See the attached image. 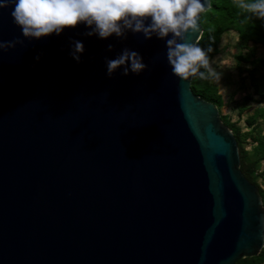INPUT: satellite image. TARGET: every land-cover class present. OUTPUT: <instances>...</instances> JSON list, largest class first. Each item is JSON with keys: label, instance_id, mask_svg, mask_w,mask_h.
Returning <instances> with one entry per match:
<instances>
[{"label": "water", "instance_id": "water-1", "mask_svg": "<svg viewBox=\"0 0 264 264\" xmlns=\"http://www.w3.org/2000/svg\"><path fill=\"white\" fill-rule=\"evenodd\" d=\"M10 13L0 10V40L22 43L0 51V264H237L260 255V190L218 106L194 93L193 78L172 74L165 40H105L78 25L29 41ZM203 13L181 42H199ZM74 40L85 46L80 62ZM126 48L146 70L109 76L106 59Z\"/></svg>", "mask_w": 264, "mask_h": 264}, {"label": "clouds", "instance_id": "clouds-1", "mask_svg": "<svg viewBox=\"0 0 264 264\" xmlns=\"http://www.w3.org/2000/svg\"><path fill=\"white\" fill-rule=\"evenodd\" d=\"M236 5L247 14L246 19L264 21V0H236ZM8 8L13 23L29 41L59 36L78 25L89 29L86 35L105 40L112 36L126 38L129 32L142 34L145 39L155 36L166 41L171 72L182 82L197 76L213 82L221 79L222 74L210 64L211 48L206 51L198 43L181 42L198 31L206 0H0V10ZM17 43L22 41L0 40V51L15 48ZM84 52V43L74 40L72 58L80 62ZM106 66L109 76L121 67L125 75H139L147 68L142 56L127 48L116 58L106 59Z\"/></svg>", "mask_w": 264, "mask_h": 264}, {"label": "trees", "instance_id": "trees-1", "mask_svg": "<svg viewBox=\"0 0 264 264\" xmlns=\"http://www.w3.org/2000/svg\"><path fill=\"white\" fill-rule=\"evenodd\" d=\"M246 16L247 14L241 12L237 7L236 0H211V7L201 15L203 34L198 42L206 51L211 48V51L208 52L210 64L219 53L223 35L230 31L238 34L241 49L247 50L244 55L238 56V60L254 69L240 71V74H249L254 89L243 98L244 106L241 108L238 120L234 122L231 117L222 114L223 98L218 89L210 84V80H203L198 76L193 78L192 90L198 96L218 106L223 122L233 131L238 141L241 170L245 177L259 188L264 203V190L257 184L259 176L264 178V173L261 175L259 173V165L264 162V137L261 135L263 129L256 126L254 117L251 116L246 119L245 124L249 131L245 132L240 121L248 104L257 100L260 104H264V79L260 81L255 75L258 70L264 69V59L258 58L256 55L258 46L264 49V21L255 18L248 20ZM201 70L204 71V69ZM245 80L246 77H242V82ZM259 82H261L260 86H258ZM262 118L264 119V114ZM249 138L252 139L254 145L252 152L244 147ZM253 156H257V159ZM237 264H264V248L259 256L245 258Z\"/></svg>", "mask_w": 264, "mask_h": 264}, {"label": "rangeland", "instance_id": "rangeland-1", "mask_svg": "<svg viewBox=\"0 0 264 264\" xmlns=\"http://www.w3.org/2000/svg\"><path fill=\"white\" fill-rule=\"evenodd\" d=\"M256 55L258 58L264 59V49L261 46L257 47ZM247 52L246 49H241L239 36L236 32L230 31L223 35L219 53L212 60L211 66L220 72L221 79L218 82L210 81V84L218 89L220 95L224 101L223 115L231 117V119L236 122L239 117L241 108H243V98L252 92L254 89L253 84L249 74H240V71H245L246 69L253 70L241 63L238 60L239 55H244ZM256 77L258 80L262 81L264 79V69L258 70L256 72ZM242 77H246V80L242 82ZM261 82L258 83L260 86ZM259 100L248 104L247 109L243 112L241 117V125L243 131H249L248 126L245 124L248 117H254V121L257 127H261L263 131L261 132L262 137H264V119L262 115L264 114V104H260ZM244 147L252 152L253 143L252 139H248ZM257 159V156H253ZM259 173H264V162L259 165ZM257 184L264 190V178L259 176L257 178Z\"/></svg>", "mask_w": 264, "mask_h": 264}]
</instances>
